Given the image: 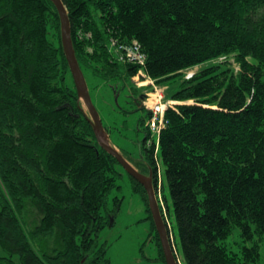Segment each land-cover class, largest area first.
<instances>
[{
    "label": "trees",
    "instance_id": "obj_1",
    "mask_svg": "<svg viewBox=\"0 0 264 264\" xmlns=\"http://www.w3.org/2000/svg\"><path fill=\"white\" fill-rule=\"evenodd\" d=\"M62 1L85 78H154L177 102L153 134L142 100L153 85H133L147 112L144 136L135 144L137 160L121 153L142 174L151 170L157 185L163 164L158 191L166 220L170 191L182 262L257 264L264 236V0ZM134 43L144 64L119 49ZM223 55L233 56L237 72L227 61L208 64ZM201 63L208 65L188 79L184 69ZM124 172L99 145L79 99L55 4L0 0V264H110L100 232L115 221L122 199L109 210L108 198ZM127 175L146 205L156 260L166 263L147 191ZM234 228L254 244L230 251L225 240Z\"/></svg>",
    "mask_w": 264,
    "mask_h": 264
},
{
    "label": "rangeland",
    "instance_id": "obj_2",
    "mask_svg": "<svg viewBox=\"0 0 264 264\" xmlns=\"http://www.w3.org/2000/svg\"><path fill=\"white\" fill-rule=\"evenodd\" d=\"M226 61L231 64L230 66L235 72L238 71V66L232 55L228 57L223 55L207 63L214 64ZM207 63L188 67L184 69V73L187 77L188 75L193 76L199 69L208 65ZM86 78L93 102L101 115L105 128L108 130L111 144L120 151L134 152L136 154V141L144 136V126L141 125L140 121L147 118V112L138 108L136 103L138 98H135L131 91L133 85L140 86V81L133 78L132 83H125L124 80L115 78L107 82L90 73H86ZM176 79L178 80V78ZM171 81H168V83H171ZM146 82V85H154L157 90L165 94L164 87L156 85V79L152 78L151 81L147 79ZM153 91L154 88L152 91H145V94ZM146 97L143 100L146 101ZM147 103H149L148 100ZM189 103H192V101ZM84 108L85 110L87 109L86 107ZM160 171L159 187L161 188L162 177L164 178L165 172L161 162ZM124 173L123 178L119 180L120 189L113 190L108 198L109 210L115 209V198L119 197L122 199L121 206L116 212L115 221L113 225L110 223V225H107L100 232V242H108L109 244L107 258L110 264H166L165 262L156 260L158 258V248L155 242L152 241L154 238L151 235L152 226L150 221L147 220L148 212L146 205L140 195L133 191L131 180L127 173ZM165 194L168 198L171 213V216L168 215V228L170 230L171 241H173L171 243L172 248L180 264H184L176 244L174 233L176 221L168 188L165 189ZM164 211H166L165 208ZM103 213L106 214L104 210ZM175 229L178 234L176 227ZM245 239L241 235V229L234 228L230 236L225 240V244L230 251L238 252L243 245L251 247L254 244L250 239H246L244 242ZM259 245L261 259L257 264H264V236L259 241ZM5 255L6 253L0 249V257ZM14 260L19 262L16 256Z\"/></svg>",
    "mask_w": 264,
    "mask_h": 264
},
{
    "label": "water",
    "instance_id": "obj_3",
    "mask_svg": "<svg viewBox=\"0 0 264 264\" xmlns=\"http://www.w3.org/2000/svg\"><path fill=\"white\" fill-rule=\"evenodd\" d=\"M51 1L55 4L61 18L62 41L67 56V60L70 66V70L72 73L75 86L77 88L79 99L83 103V106L87 108L86 111L88 112L90 122L93 125V130L96 139L99 145L109 154L114 156L119 162V164L124 168V170L136 181L142 184L146 189V191L148 192L150 199V209L152 211V215L155 221L157 231L160 235L162 248L166 259V264H178L176 256L169 242L165 223L161 215L160 207L157 202L155 192L152 188L151 178H147L143 176L141 173H139L131 165V163H129V161L123 156L121 151L111 144L108 130L105 128L101 115L96 105L93 102L85 75L81 70L75 55V50L73 47L72 37H71V24H70L68 11L62 0H51Z\"/></svg>",
    "mask_w": 264,
    "mask_h": 264
},
{
    "label": "built area",
    "instance_id": "obj_4",
    "mask_svg": "<svg viewBox=\"0 0 264 264\" xmlns=\"http://www.w3.org/2000/svg\"><path fill=\"white\" fill-rule=\"evenodd\" d=\"M116 45V42H113ZM119 49L125 50V58L129 61H138L140 64H144V57L140 53V46L137 43L129 44V45H120ZM123 58V57H122ZM142 75V74H141ZM194 76V75H193ZM193 76L188 75V79ZM140 81V75L134 77V79ZM152 79V78H151ZM150 79V81H151ZM147 82H139V85H145ZM154 91L147 94L146 99L144 100V106L152 112V118L149 121V128L153 134H159L161 129L166 125L165 113L169 108H174L177 104L176 101L166 98V94L164 92L157 90V88L153 85ZM152 100V102H151ZM159 192V197H160ZM162 198V197H161ZM160 198L161 206H164L162 199Z\"/></svg>",
    "mask_w": 264,
    "mask_h": 264
},
{
    "label": "flooded vegetation",
    "instance_id": "obj_5",
    "mask_svg": "<svg viewBox=\"0 0 264 264\" xmlns=\"http://www.w3.org/2000/svg\"><path fill=\"white\" fill-rule=\"evenodd\" d=\"M144 99V98H143ZM142 99V100H143ZM143 102H144V100H143ZM138 145H139V147H141L142 146V144H140V143H138ZM131 153V154H130ZM142 153H144V152H142ZM128 154H130V156L133 158V159H135V160H137V156L135 155V153L134 152H128ZM145 158V157H144ZM127 159V158H126ZM128 160V159H127ZM129 161V160H128ZM129 163H131L130 161H129ZM131 165L139 172V173H141L132 163H131ZM142 174V173H141ZM143 176H145V177H147V178H151V182H152V188H153V190H154V192H156L155 194V196L157 197L156 199H157V202H158V204H159V207H160V210H161V208H162V211L163 212H161V215H162V217H163V220H164V222H165V224H166V227H167V230H168V236H169V239H171V236H170V230H169V228H168V222H167V220L164 218V216H163V213H165L164 212V208L161 206V203H160V201H159V191H158V189H159V185H157L156 184V181H155V179H154V173L150 170V173L148 174V175H144V174H142ZM142 185V184H141ZM144 187V186H143ZM147 194H148V192H147ZM148 199H149V194H148ZM149 204H150V199H149ZM153 216V215H152ZM147 218H148V216H147ZM156 226V225H155ZM166 230V231H167ZM156 231H157V228H156ZM157 233H158V231H157ZM159 234V233H158ZM160 236V235H159ZM153 240V239H152ZM161 240V239H160ZM173 242V241H172ZM156 245V244H155ZM166 260V259H165Z\"/></svg>",
    "mask_w": 264,
    "mask_h": 264
},
{
    "label": "bare ground",
    "instance_id": "obj_6",
    "mask_svg": "<svg viewBox=\"0 0 264 264\" xmlns=\"http://www.w3.org/2000/svg\"><path fill=\"white\" fill-rule=\"evenodd\" d=\"M144 56V55H143ZM120 61V60H119ZM126 62H128V60L126 61ZM132 62V61H131ZM133 63V62H132ZM138 64V63H137ZM143 65H141V67H142ZM149 142V141H148ZM149 145H151L150 143H149ZM158 145V144H157ZM156 193V192H155ZM156 195V194H155ZM157 198V197H156ZM161 211V210H160ZM165 212V211H164ZM167 217V216H166ZM164 221V220H163ZM167 222H168V220H167ZM165 223V222H164ZM165 227H166V224H165ZM166 230H167V227H166ZM167 234H168V230H167ZM168 238H169V236H168ZM169 242H170V245H171V247H173L172 246V241H171V239H169ZM173 249V248H172ZM174 252V251H173ZM174 254H175V252H174ZM175 256H176V259H177V261H178V264H180V262H179V260H178V257H177V255L175 254Z\"/></svg>",
    "mask_w": 264,
    "mask_h": 264
},
{
    "label": "crops",
    "instance_id": "obj_7",
    "mask_svg": "<svg viewBox=\"0 0 264 264\" xmlns=\"http://www.w3.org/2000/svg\"><path fill=\"white\" fill-rule=\"evenodd\" d=\"M161 186H162V182H161ZM161 194V193H160ZM160 199V198H159ZM161 203V202H160Z\"/></svg>",
    "mask_w": 264,
    "mask_h": 264
}]
</instances>
